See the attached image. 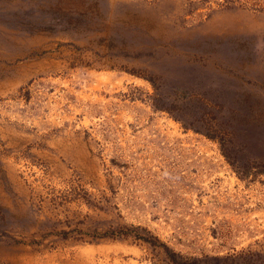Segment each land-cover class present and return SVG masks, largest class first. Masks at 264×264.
<instances>
[{
  "label": "rangeland",
  "instance_id": "rangeland-1",
  "mask_svg": "<svg viewBox=\"0 0 264 264\" xmlns=\"http://www.w3.org/2000/svg\"><path fill=\"white\" fill-rule=\"evenodd\" d=\"M161 245L264 264V0H0V264Z\"/></svg>",
  "mask_w": 264,
  "mask_h": 264
},
{
  "label": "trees",
  "instance_id": "trees-1",
  "mask_svg": "<svg viewBox=\"0 0 264 264\" xmlns=\"http://www.w3.org/2000/svg\"><path fill=\"white\" fill-rule=\"evenodd\" d=\"M149 243H150V241H149ZM161 247H162V252L166 255V257L168 258L170 263H172V264H182V263L176 261L177 256L174 253H172L170 250H168L164 245H161Z\"/></svg>",
  "mask_w": 264,
  "mask_h": 264
}]
</instances>
